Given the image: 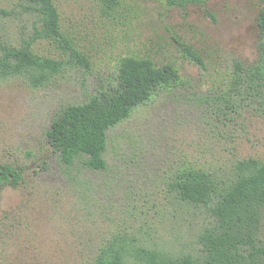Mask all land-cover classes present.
Segmentation results:
<instances>
[{"label":"rangeland","instance_id":"obj_1","mask_svg":"<svg viewBox=\"0 0 264 264\" xmlns=\"http://www.w3.org/2000/svg\"><path fill=\"white\" fill-rule=\"evenodd\" d=\"M65 37L87 62L70 60L59 43L37 40L36 54L67 65L33 87L26 77L0 78V170L21 171L0 186V264H92L110 245L167 257L203 259L200 236L213 226L209 208L181 201L188 168L234 177L240 160L264 161V99L231 94L234 64L258 60V0H209L170 8L162 0H54ZM23 0H0V44L19 46L37 17ZM206 10L215 14V19ZM188 45L202 60L185 53ZM1 53V52H0ZM149 57L179 72L172 87L108 131V169L72 167L48 143L53 120L71 104L117 86L120 61ZM260 238L264 239V222ZM126 264H150L135 254Z\"/></svg>","mask_w":264,"mask_h":264},{"label":"trees","instance_id":"obj_2","mask_svg":"<svg viewBox=\"0 0 264 264\" xmlns=\"http://www.w3.org/2000/svg\"><path fill=\"white\" fill-rule=\"evenodd\" d=\"M124 0H109L119 6ZM167 7L186 9L189 5L206 6L209 0H162ZM264 5V0H258ZM21 5L37 17L34 35L19 46L0 44V78L27 77L35 88L46 85L51 76L60 73L64 60L41 56L33 50L37 40L60 44L69 50L70 60L87 62L84 56L65 37L61 15L54 0H23ZM1 13H6L0 11ZM215 19V14L206 10ZM261 38L258 42V60L251 66L235 62L231 94L248 91L264 99V7L258 16ZM182 47L196 64L203 60L186 44ZM179 80L175 66H158L149 57H124L118 66L117 86L95 94L83 104L65 107L53 120L47 132L48 143L67 167L88 157L84 164L95 171H105L108 163V131L129 119L134 111L152 100L155 92L172 87ZM21 171L10 166L0 170V186L16 187ZM181 201L210 209L215 226L200 236L203 259L192 255L167 257L155 251L132 248L125 242L108 246L92 264H126L132 253L150 264H264V239L259 237L264 222V161L256 158L240 160L234 165V177L221 182L211 171L188 168L176 182Z\"/></svg>","mask_w":264,"mask_h":264}]
</instances>
